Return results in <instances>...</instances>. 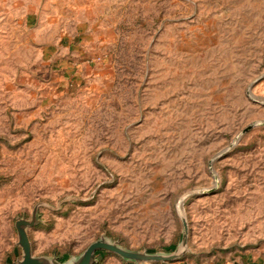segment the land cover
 <instances>
[{"label":"rangeland","instance_id":"obj_1","mask_svg":"<svg viewBox=\"0 0 264 264\" xmlns=\"http://www.w3.org/2000/svg\"><path fill=\"white\" fill-rule=\"evenodd\" d=\"M25 237L264 264V0H0V264Z\"/></svg>","mask_w":264,"mask_h":264},{"label":"water","instance_id":"obj_2","mask_svg":"<svg viewBox=\"0 0 264 264\" xmlns=\"http://www.w3.org/2000/svg\"><path fill=\"white\" fill-rule=\"evenodd\" d=\"M249 130H250V128L246 129L244 131V133L249 131ZM226 151H223V153L226 152ZM223 153H221V154H223ZM101 245L102 244H100V243L92 245L88 249V251L86 252L82 262H80L78 264H91L93 259H94V256H95V251L97 249H99L101 247ZM23 249H24V260H23V262L21 264H49V263H44V262H42L40 260H36V259H34L32 257L31 246H30V243H29V241L27 240L26 237L23 239ZM51 264H57V263H51Z\"/></svg>","mask_w":264,"mask_h":264}]
</instances>
